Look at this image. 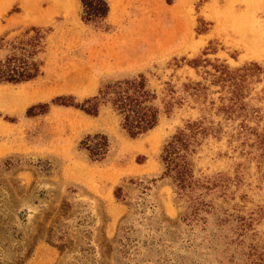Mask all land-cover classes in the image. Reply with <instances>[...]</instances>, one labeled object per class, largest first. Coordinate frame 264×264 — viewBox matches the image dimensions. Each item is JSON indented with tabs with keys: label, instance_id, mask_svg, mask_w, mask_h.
Instances as JSON below:
<instances>
[{
	"label": "rangeland",
	"instance_id": "obj_1",
	"mask_svg": "<svg viewBox=\"0 0 264 264\" xmlns=\"http://www.w3.org/2000/svg\"><path fill=\"white\" fill-rule=\"evenodd\" d=\"M106 1L107 17L85 22L80 0H0V62L23 52L31 27L42 34L39 73L0 82V264H264V154L249 145L253 136L237 135L240 117L217 111L219 87L205 69L188 63L264 67L224 23L240 16L264 34V0ZM140 73L159 93L167 82L180 91L202 81L206 101L187 98L134 137L107 107H37L60 96L81 102ZM254 79L245 101L264 107V78ZM199 119L214 130L187 160L208 187L190 196L163 173L161 152ZM95 133L109 141L96 160L80 146ZM192 199L202 202L195 216Z\"/></svg>",
	"mask_w": 264,
	"mask_h": 264
},
{
	"label": "trees",
	"instance_id": "obj_2",
	"mask_svg": "<svg viewBox=\"0 0 264 264\" xmlns=\"http://www.w3.org/2000/svg\"><path fill=\"white\" fill-rule=\"evenodd\" d=\"M82 5L81 19L85 22L104 20L107 17L109 6L106 0H80ZM33 32L26 46H21L20 55L10 56L0 62V82H20L29 80L39 73V63L34 58L42 38L40 29L31 27ZM203 62V64H202ZM193 67H203L205 78L211 85L218 86L217 111L222 112L226 119L240 117L236 128L238 136L243 142L253 136L250 146L260 149L264 154V107L247 106L245 97L248 95L249 84L254 80L264 78V67L256 63H249L237 68H229L223 63H211L207 59H193L188 61ZM210 66L207 68V66ZM161 93L150 89L145 75L116 79L104 82L96 94L83 99L81 102L72 101L65 97H56L50 103L37 105L39 110H45L50 104L73 106L90 115H97L102 107L109 108L120 121L121 127L132 137L145 133L156 126L162 114L171 113L175 105H181L187 98L195 101H206V86L202 81L185 82L178 91L176 86L167 82ZM162 94V95H160ZM264 102V90L257 97ZM210 106L214 101H209ZM33 107L28 109L32 113ZM256 120L255 126H250L248 121ZM211 125H205L203 120H195L177 130L164 144L161 159L164 163V174L171 177L179 193L192 196L197 186H205L204 181L193 179L187 151L189 146L198 138L204 137L213 131ZM80 146L87 149L91 159H101L108 151L109 141L105 134L95 133L87 135L80 141ZM209 181V180H208ZM213 183V182H212ZM201 201L192 199L191 215L195 216Z\"/></svg>",
	"mask_w": 264,
	"mask_h": 264
},
{
	"label": "bare ground",
	"instance_id": "obj_3",
	"mask_svg": "<svg viewBox=\"0 0 264 264\" xmlns=\"http://www.w3.org/2000/svg\"><path fill=\"white\" fill-rule=\"evenodd\" d=\"M230 17L231 16H229L227 21L224 23L227 24L230 29L232 28V31L234 30L236 32V34L239 36L237 39H240L239 41L243 42V45L246 48L245 50L248 52V54L264 56V34H262V32L261 34L257 33L258 31L255 32L254 30L256 29L252 30L250 28L251 26L249 27L247 24L248 22L246 23L244 22L245 20L243 21L241 19L242 17L235 16L231 19ZM247 19L249 20L250 18ZM249 23L251 24L252 21Z\"/></svg>",
	"mask_w": 264,
	"mask_h": 264
}]
</instances>
